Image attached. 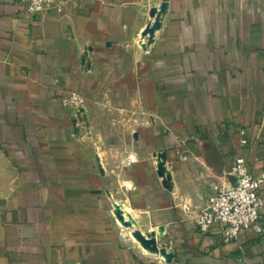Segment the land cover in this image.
I'll return each mask as SVG.
<instances>
[{"label": "crops", "instance_id": "0c3cea01", "mask_svg": "<svg viewBox=\"0 0 264 264\" xmlns=\"http://www.w3.org/2000/svg\"><path fill=\"white\" fill-rule=\"evenodd\" d=\"M163 1L57 0L31 16L0 0V264H165L118 228L103 147L128 156L119 206L169 264H264V233L224 243L192 215L235 158L264 173V0ZM69 92L83 111L63 106Z\"/></svg>", "mask_w": 264, "mask_h": 264}, {"label": "built area", "instance_id": "2783aa9c", "mask_svg": "<svg viewBox=\"0 0 264 264\" xmlns=\"http://www.w3.org/2000/svg\"><path fill=\"white\" fill-rule=\"evenodd\" d=\"M21 2L26 13L34 16L50 9L57 0ZM61 101L64 107L75 111H83L85 108L84 98L79 93H66L61 97ZM241 143L245 144V141L242 140ZM263 183L264 173L258 177L254 176L244 158H235L228 171L224 173L222 181L211 186V191L203 204L193 208L192 215L197 232L207 234L217 227L224 243L236 240L242 231L264 233V226L260 222V212L264 207V200L260 194ZM164 263L169 264L165 261Z\"/></svg>", "mask_w": 264, "mask_h": 264}, {"label": "rangeland", "instance_id": "374dc122", "mask_svg": "<svg viewBox=\"0 0 264 264\" xmlns=\"http://www.w3.org/2000/svg\"><path fill=\"white\" fill-rule=\"evenodd\" d=\"M145 43V42H144ZM144 43H141V46L144 45ZM106 115V114H105ZM107 115L111 116L110 114L107 113ZM109 138V137H107ZM106 138V139H107ZM107 143L109 142L108 140H105ZM110 144H114V143H110ZM111 153L108 152V149H105L104 147L98 151V156L96 157L97 161L104 165V167H106V170L104 169V167L102 166V171L101 174H103V179L100 181V184L102 186L108 185V187H104L105 190H108L109 193L113 196V201L117 202V204H121V200H126V192L125 189H123V187H121V185H126L125 183H122V166H125L126 163H129V160L127 161L126 158L128 157L127 155L125 157H123V159L117 158L115 156L114 153H112V151H110ZM106 153V154H104ZM164 164V162H163ZM157 179L160 181L161 187L164 189L165 192H169L170 189L168 188L169 183H171V175L169 173L164 174L163 177H159L157 174ZM117 181H120V183H118ZM147 184H151V181H148ZM158 186V185H156ZM152 187V186H151ZM149 189L150 192H152V190H154L153 188ZM165 192H160V190L156 187V196H161L160 198H162L163 201H165L166 205H167V201H168V195ZM176 207H178V209L182 210L186 208L185 211H187L189 208V205L187 204H179ZM182 207V208H181ZM185 207V208H183ZM132 205L130 203H126L124 209L128 211L130 217L133 219V221L135 222V225L131 223V225H129L130 229H132L133 227H136L137 223L135 218H133V215L131 216V214H133V210L131 209ZM118 228L122 231V233L125 235L126 239H129V242L134 244L135 246L138 247V245L128 236V228L127 227H121L118 226ZM137 229V228H136ZM159 245H164L163 243H158Z\"/></svg>", "mask_w": 264, "mask_h": 264}, {"label": "water", "instance_id": "95a60500", "mask_svg": "<svg viewBox=\"0 0 264 264\" xmlns=\"http://www.w3.org/2000/svg\"><path fill=\"white\" fill-rule=\"evenodd\" d=\"M155 11L156 10L150 11V13H149L150 18L155 13ZM159 28H160V26L158 27V29ZM153 32H154V28L150 25V23H148L145 26V28H144L141 36H142V38L147 37L148 43H151L154 36L151 37L150 35L153 34ZM157 158H158V165H159L158 168H157V175L159 177H161L160 176V171L163 170V165H164L163 162L165 161V155H164V153H159L157 155ZM160 161H162V162H160ZM140 233H141V231H139V235H138L137 239H138V241L140 242L141 245H144V246H146L148 248L152 247L153 249H155L156 246L159 247V248H161V250L165 253L163 260L166 263H169L171 261V259L174 257L173 254L171 252H167L164 245H159L157 243L156 237L153 234H151V233H145L147 235L146 236L147 238H145Z\"/></svg>", "mask_w": 264, "mask_h": 264}, {"label": "bare ground", "instance_id": "6f19581e", "mask_svg": "<svg viewBox=\"0 0 264 264\" xmlns=\"http://www.w3.org/2000/svg\"><path fill=\"white\" fill-rule=\"evenodd\" d=\"M165 3H162L161 6H160V9H156L155 13L151 16V18H153V20L150 22V25L154 28V31L156 29H158V27H159V17H160V15L163 13V11L165 9ZM115 214L118 216V219L122 220L124 226L127 227V226L131 225V222L129 220H128V223H127L126 218L124 217L122 209L120 208L119 205H116ZM140 234L142 236H144L145 238H147L146 234H142V233H140ZM138 235H139V231H136L134 229H131L130 232H129V236L131 237V239L133 241H135L145 253H149L151 255H160V256L164 257L165 253L161 250V248L156 246V248L153 249L152 247L148 248V247H146L144 245H141L140 242L137 239Z\"/></svg>", "mask_w": 264, "mask_h": 264}]
</instances>
